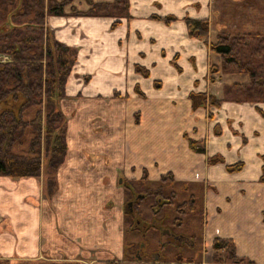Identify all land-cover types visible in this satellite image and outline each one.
Instances as JSON below:
<instances>
[{
	"label": "crops",
	"instance_id": "crops-1",
	"mask_svg": "<svg viewBox=\"0 0 264 264\" xmlns=\"http://www.w3.org/2000/svg\"><path fill=\"white\" fill-rule=\"evenodd\" d=\"M127 2V17H46L53 36L77 51L60 100L68 148L49 196L40 176L0 174V259L233 264L213 259L211 242L220 236L247 260L236 264H264V102L223 100L209 108L210 117L204 107L191 110L189 92L221 97L224 84L246 82L247 75L219 72L209 81V67L221 58L205 39L190 36L185 23V17L207 18L208 43L218 31L264 33V0ZM184 133L203 140L204 151L191 150ZM210 156L221 160L208 162ZM238 161L239 169L227 168ZM131 167L128 179H139L143 169L151 178L170 171L175 180L202 187L197 253L191 245L185 247L192 255L181 258L157 247L147 253L142 245L126 252L125 243L141 236L126 240L134 232L125 231L118 206L124 189L112 178L115 168Z\"/></svg>",
	"mask_w": 264,
	"mask_h": 264
},
{
	"label": "trees",
	"instance_id": "trees-1",
	"mask_svg": "<svg viewBox=\"0 0 264 264\" xmlns=\"http://www.w3.org/2000/svg\"><path fill=\"white\" fill-rule=\"evenodd\" d=\"M48 15H88V16H129L127 0L93 1L79 9L74 0H0V174L12 177L43 176L44 191L51 195L56 188V172L64 161L67 152V117L60 107L65 96V82L76 61V48L57 40L46 23ZM173 17H164L165 21ZM115 19L113 25L118 23ZM188 34L205 39L209 49L221 58L219 67L211 65L210 72H239L247 75L246 82H233L224 85L223 96L218 98L206 91H191L188 98L191 110L207 105L219 106L223 100L250 103L264 102V34L259 32L218 31L214 42L208 43L209 21L207 18L185 17ZM146 74V69L136 67ZM213 81V77H209ZM138 91V89H137ZM118 96V93H114ZM28 132L26 153L15 151ZM189 146L204 151L201 140H188ZM220 160L218 156L208 157V162ZM241 162L229 164V170L239 169ZM145 169L139 179L123 178L122 186L129 191L128 201L131 208L124 212L130 222L126 233L139 232L141 240L137 243L126 242L124 249L131 254L141 241L146 240L149 229L156 228L152 220L148 226L140 228L142 216L138 209L143 197L152 198L149 205L153 214L167 212L172 208L175 216L171 218L169 230L183 226L184 216L198 215L202 226V205L196 193L190 191L186 198L178 200L177 191L171 186L172 173L160 177L156 187L144 184ZM264 178V177H263ZM189 189V184L183 186ZM165 207V208H164ZM152 218H156V216ZM163 216L156 218L163 225ZM190 240L182 243L161 241L158 246L174 243L182 248L191 245L197 238L195 230L187 234ZM192 242V244L190 243ZM213 259L230 260L233 264L247 261L237 256L232 239L214 236L211 242ZM127 255V254H126ZM182 255L176 254L175 258ZM0 264H79L72 260L0 259Z\"/></svg>",
	"mask_w": 264,
	"mask_h": 264
},
{
	"label": "rangeland",
	"instance_id": "rangeland-1",
	"mask_svg": "<svg viewBox=\"0 0 264 264\" xmlns=\"http://www.w3.org/2000/svg\"><path fill=\"white\" fill-rule=\"evenodd\" d=\"M93 1H108V0H93ZM74 4L76 5V7L81 9L80 7H82L84 5L88 6V0H74ZM259 33H261V32H259ZM215 66H217V65H215ZM210 67H209V71L207 73V79L208 80H209V77H213V79H215V75L217 73H219V72H214V73L210 72ZM217 67H219V66H217ZM222 73H228V72H222ZM209 81H211V80H209ZM229 84H231V83H229ZM224 85H227V84H224ZM224 85H223V88H222V96L224 94V92H223ZM85 91H86V89L82 90V92H84V93H85ZM218 98H220V97H218ZM243 102H247V101H243ZM212 107H215V106L207 105V106L204 107V108L207 109V114H206L207 117H210L212 115L211 111L209 110V108H212ZM30 135H32V133L28 132V134L26 135L25 139L23 140V143L21 145H17L15 147V151L16 152L26 153L27 139H28V136H30ZM183 136H184V138L187 141V144L189 146L188 140L189 139H193V138L187 137L186 133H184ZM194 140H196V139H194ZM198 140H201V139H198ZM201 141H203V140H201ZM189 148L191 150H193L190 146H189ZM195 152H197V151H195ZM198 153H202V152H198ZM211 157H214V156H211ZM220 160H221V158H220ZM238 162H240V161H238ZM125 171L127 173L126 175H130L129 172H131L133 174V168L132 167H131V169L129 168V170H128V168L127 169L115 168V172L113 170V177L114 178H112V180L115 179L112 182H115L116 185L119 188L121 187L123 189H124V186H122V183H123L122 180H123V178H127L128 179V177H125V174H124ZM167 172H169V171H167ZM167 172L160 173L159 175H157V177L151 178V177H149V173L146 170L145 171L146 179H144L143 182H144V184H146V185H148L150 187H156L160 183L159 181H160L161 175H163V174H165ZM141 175H143V171L141 172ZM40 177L43 180V176L41 175ZM119 179H121L120 182H119ZM171 183H172L171 186L174 189H176V191H177L176 197H177L178 200H182V199L186 198L187 193L192 191V192L196 193V195L198 196L199 201L201 203L203 190H202V187H200L198 184L189 185V189L185 190V188L183 187L185 182L182 183L180 181H177L173 177ZM42 186H43V191H44L43 181H42ZM186 186H187V184H186ZM119 191H121V190H119ZM129 194H130L129 191H127V189L125 188L123 190L122 200L120 199L121 203L118 202V206H120L122 214H123V217H124V227L125 228L130 222L129 217H127L125 215V212H124L126 207L131 208V202H130V204H128L129 203V201H128ZM152 202H153L152 198L143 197L142 201L139 204V208H138L140 210V212H141L140 215L142 216V218L139 220L140 221V223H139L140 228H145L146 226H148V222L150 220H152V223L156 226V228H159L158 230L155 229V228L149 229L147 234H146V240L145 241H141L140 245L143 246V248L146 250V252L148 253L149 250L151 251V249H153V251H155V247H157L156 250L158 252H160V253L162 252L163 255H170L171 256V254H175L176 255L177 253L180 254V255H182L181 253H183V254L186 253V254L192 255V250H194V249L191 246H190L191 248H187V247H185V244H183V247L178 249L174 243H169V244H167V247H165L162 250L158 246L159 243L157 244V242L158 241L161 242V240L163 239L164 241L169 240L170 242L173 241V242H176V243H182L184 240L190 239V238H187V234L190 232L191 229H193L197 233V238L195 239V243L196 244L194 246L195 247L194 253H197L198 249H199V246L201 245L200 236H201V233H202V226L201 227L199 226V222H198L199 221V217H197L198 215H196V216L195 215L194 216L193 215L184 216L183 217V220H184L183 226L176 228L174 231H170L168 225L171 224V218L176 215L174 210L172 208H166V209H168V210H166L167 212H165V213L160 212L156 216L155 214H153V211L149 207V205ZM110 204H112V202ZM154 215L156 216V218H159L162 215H164L163 216V220H165V224L161 225L157 221V219L155 217L152 218V216H154ZM201 218H203V217L201 216ZM157 224H159V226ZM162 230H164L166 232H162ZM138 233L139 232H134L131 235L127 234L126 240L132 239L133 237L136 240L140 239L139 238L140 235ZM148 257L150 258V255Z\"/></svg>",
	"mask_w": 264,
	"mask_h": 264
},
{
	"label": "water",
	"instance_id": "water-1",
	"mask_svg": "<svg viewBox=\"0 0 264 264\" xmlns=\"http://www.w3.org/2000/svg\"><path fill=\"white\" fill-rule=\"evenodd\" d=\"M15 178H17V177H15ZM121 181V179H119V182ZM128 204H130V202L128 203ZM158 226H159V224H157ZM162 232H166V231H164V230H162Z\"/></svg>",
	"mask_w": 264,
	"mask_h": 264
}]
</instances>
